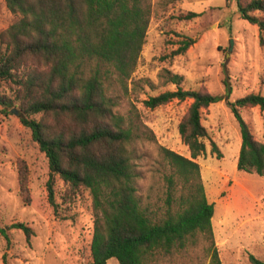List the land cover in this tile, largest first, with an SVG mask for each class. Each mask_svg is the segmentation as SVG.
<instances>
[{"label": "trees", "instance_id": "obj_1", "mask_svg": "<svg viewBox=\"0 0 264 264\" xmlns=\"http://www.w3.org/2000/svg\"><path fill=\"white\" fill-rule=\"evenodd\" d=\"M4 1L17 17L0 31V82L11 88L14 100L1 94L0 105L5 112L10 106L19 108L20 122L45 153L48 200L55 208L56 177L66 186L65 199L81 188L88 190L93 214L88 264H105L112 257L118 264H161L202 241L209 264H221L211 222L214 203L207 199L195 160L205 151L207 136L201 111L225 101L240 130L236 167L262 176L264 138L253 136L241 109L258 106L264 111V95L250 92L229 100L225 82L222 94L177 87L144 99L148 108L191 99L178 123L189 157L157 146L169 170L161 175V198L144 203L138 194L139 160L143 145L155 142V135L135 110L121 111L120 99L137 67L152 0ZM234 6L242 19L264 30V0H235ZM193 42L184 38L174 54ZM159 77L162 85L182 81L181 75L165 69ZM18 183L23 200L29 201L24 164L19 165ZM9 227L27 237L32 233L23 222ZM0 232L7 238L6 228ZM248 257L252 264H264L253 254Z\"/></svg>", "mask_w": 264, "mask_h": 264}, {"label": "rangeland", "instance_id": "obj_2", "mask_svg": "<svg viewBox=\"0 0 264 264\" xmlns=\"http://www.w3.org/2000/svg\"><path fill=\"white\" fill-rule=\"evenodd\" d=\"M247 3L249 0H239ZM235 0H152V12L137 67L121 96L124 113L135 110L153 131L155 142L145 143L139 160L142 177L138 194L144 203H156L162 195V173L168 166L160 159L162 145L189 157L178 123L191 99H173L155 108L143 100L165 90L181 87L222 94L230 88L229 100L247 93L264 95V30L242 19L234 10ZM197 13L187 17L188 13ZM16 15L0 0V31ZM184 38L193 43L174 54ZM182 76L179 85H162L163 70ZM14 94L0 82V95ZM0 105V264H88L93 228L91 196L81 188L65 199L66 186L56 177L55 208L48 200V159L20 120V110ZM16 111V113L14 112ZM253 136L264 138V111L258 106L241 109ZM36 117H39L37 114ZM50 119V118H48ZM207 130L205 151L196 157L207 199L214 203L212 230L221 264H252L249 254L264 260V175L236 167L240 148L239 125L224 100L201 111ZM27 171L29 201H24L18 183L19 165ZM154 207V205H153ZM15 222L27 224L29 237ZM207 243L165 257L161 264H209ZM105 264H118L109 258Z\"/></svg>", "mask_w": 264, "mask_h": 264}, {"label": "crops", "instance_id": "obj_3", "mask_svg": "<svg viewBox=\"0 0 264 264\" xmlns=\"http://www.w3.org/2000/svg\"><path fill=\"white\" fill-rule=\"evenodd\" d=\"M208 201H209V200H208ZM209 202H212V201H209ZM214 216H215V215L213 214L212 218H214ZM212 218H211V222H212Z\"/></svg>", "mask_w": 264, "mask_h": 264}, {"label": "water", "instance_id": "obj_4", "mask_svg": "<svg viewBox=\"0 0 264 264\" xmlns=\"http://www.w3.org/2000/svg\"><path fill=\"white\" fill-rule=\"evenodd\" d=\"M16 113V111H14Z\"/></svg>", "mask_w": 264, "mask_h": 264}]
</instances>
